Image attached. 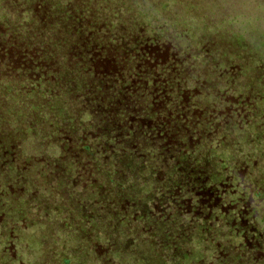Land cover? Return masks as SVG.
<instances>
[{
    "label": "trees",
    "instance_id": "1",
    "mask_svg": "<svg viewBox=\"0 0 264 264\" xmlns=\"http://www.w3.org/2000/svg\"><path fill=\"white\" fill-rule=\"evenodd\" d=\"M233 6L0 0V264H264V12Z\"/></svg>",
    "mask_w": 264,
    "mask_h": 264
},
{
    "label": "rangeland",
    "instance_id": "2",
    "mask_svg": "<svg viewBox=\"0 0 264 264\" xmlns=\"http://www.w3.org/2000/svg\"><path fill=\"white\" fill-rule=\"evenodd\" d=\"M230 2H235L238 1V6H233L236 9L242 8L243 6L248 5L251 2V9L250 12L254 14H258L259 10L264 12V0H229ZM253 93H256L255 91L252 90ZM264 250V249H263ZM264 257V254L261 255Z\"/></svg>",
    "mask_w": 264,
    "mask_h": 264
}]
</instances>
